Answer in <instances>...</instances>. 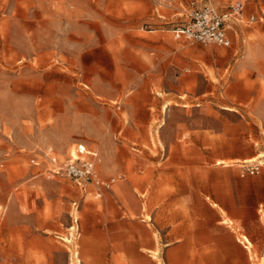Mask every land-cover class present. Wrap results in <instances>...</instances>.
<instances>
[{"label":"rangeland","instance_id":"1","mask_svg":"<svg viewBox=\"0 0 264 264\" xmlns=\"http://www.w3.org/2000/svg\"><path fill=\"white\" fill-rule=\"evenodd\" d=\"M193 1L0 0V264H168L186 222L225 264H264V0L228 48L174 38ZM79 144L102 196L49 171Z\"/></svg>","mask_w":264,"mask_h":264},{"label":"built area","instance_id":"2","mask_svg":"<svg viewBox=\"0 0 264 264\" xmlns=\"http://www.w3.org/2000/svg\"><path fill=\"white\" fill-rule=\"evenodd\" d=\"M256 15L245 14V4L242 1L233 3L226 12L220 11L210 2L198 4L187 12L184 21L176 23L171 31L176 40L196 41L204 44L214 43L223 47H231L233 38L230 30L235 22L253 23ZM52 167L49 171L73 179L83 190L89 185L96 188V195L102 196L114 178L105 180L97 168V153L79 144L76 156L71 155L64 161H59L56 155H51ZM262 164L248 163L242 167V173L254 174L261 170Z\"/></svg>","mask_w":264,"mask_h":264},{"label":"crops","instance_id":"3","mask_svg":"<svg viewBox=\"0 0 264 264\" xmlns=\"http://www.w3.org/2000/svg\"><path fill=\"white\" fill-rule=\"evenodd\" d=\"M237 1H242V0H235L233 3ZM243 2V1H242ZM194 5L200 4L198 0L193 1ZM213 4L212 2H210ZM232 3V4H233ZM244 3V2H243ZM230 4V6L232 5ZM245 4V3H244ZM216 6L220 11L226 12L229 7L227 8H220L219 6L213 4ZM194 7V6H193ZM246 7V6H245ZM192 9V8H191ZM255 13H250L249 15H252ZM256 15V14H255ZM231 37L233 38L231 32H230ZM234 40V39H233ZM258 173V172H257ZM254 175V174H249V173H242L241 176L245 175ZM221 222V221H220ZM190 229V225L188 222L183 223V224H177L173 225L170 233L174 234V240L172 241H166L164 242L165 245L168 247V255L166 256V260H164L168 264H225L227 262V256L226 254L217 246H215L213 249L210 248V243L205 242L203 240L201 241H196L193 238L190 237L192 235V230ZM247 239V237H245ZM242 244L248 248V244H246L244 241H241ZM199 243V244H198ZM196 245H201V249L197 250L195 252L194 247ZM114 246V245H113ZM120 249H117L118 252V258H125L129 260L130 255L128 254L127 250L123 249L122 247H118ZM133 248L136 249L135 252H138V259L144 261L146 259V247H142L140 244L134 245ZM101 250V249H100ZM151 250V249H150ZM108 251L104 254V252L98 251V253H95L92 255V260L91 262H96L99 264H109L111 261L114 262L116 255L111 256V258L108 255ZM115 252L114 247H112V253ZM141 252L144 254L141 255ZM150 256H152L150 254ZM141 257L143 259H141ZM234 261V260H231Z\"/></svg>","mask_w":264,"mask_h":264}]
</instances>
